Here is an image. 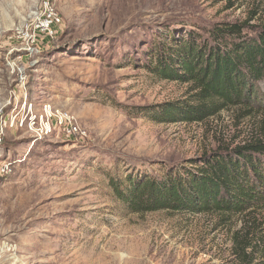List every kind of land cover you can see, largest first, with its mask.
Listing matches in <instances>:
<instances>
[{
	"label": "rangeland",
	"instance_id": "rangeland-1",
	"mask_svg": "<svg viewBox=\"0 0 264 264\" xmlns=\"http://www.w3.org/2000/svg\"><path fill=\"white\" fill-rule=\"evenodd\" d=\"M227 23L256 36L264 0H0V264H264V205L132 213L110 187L264 140V99L201 122L141 111L198 105L193 83L146 66L174 34Z\"/></svg>",
	"mask_w": 264,
	"mask_h": 264
},
{
	"label": "trees",
	"instance_id": "trees-1",
	"mask_svg": "<svg viewBox=\"0 0 264 264\" xmlns=\"http://www.w3.org/2000/svg\"><path fill=\"white\" fill-rule=\"evenodd\" d=\"M246 24H221L209 38L175 34L155 46L146 66L163 80L193 83L198 105L169 102L142 108L158 123L201 122L220 111L264 99V26L256 36ZM149 111V112H148ZM115 199L132 213L171 210L240 214L264 205V140L204 154L164 175L110 179Z\"/></svg>",
	"mask_w": 264,
	"mask_h": 264
},
{
	"label": "built area",
	"instance_id": "built-area-1",
	"mask_svg": "<svg viewBox=\"0 0 264 264\" xmlns=\"http://www.w3.org/2000/svg\"><path fill=\"white\" fill-rule=\"evenodd\" d=\"M62 22V18L56 11H48L44 15L41 23L42 31L49 37L56 36L58 34L57 27L61 26ZM62 119L68 123L66 133L69 136L75 135L78 131V128L74 125L72 119H70L68 116L62 117Z\"/></svg>",
	"mask_w": 264,
	"mask_h": 264
}]
</instances>
